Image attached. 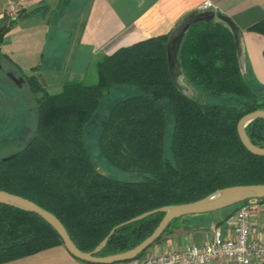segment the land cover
<instances>
[{
	"label": "trees",
	"instance_id": "1",
	"mask_svg": "<svg viewBox=\"0 0 264 264\" xmlns=\"http://www.w3.org/2000/svg\"><path fill=\"white\" fill-rule=\"evenodd\" d=\"M14 22L0 31V43ZM248 29L264 34V19ZM172 31L118 48L93 64L94 77L68 79L54 92L42 84L40 65L23 74L38 104L36 132L24 147L0 159V190L53 212L83 251H93L114 227L150 210L192 202L228 186L264 183V156L248 150L238 132L243 115L264 109V84L253 89L247 83L233 31L217 19L197 21L186 30L179 60L196 87L192 95L183 93L171 74ZM0 56L13 64L8 55ZM120 84L137 85L140 93L113 106L99 147L107 162L137 174L132 180L102 172L85 136L102 97ZM209 95L225 101L210 103ZM169 106L174 128L167 146ZM246 131L264 147L263 118L249 123ZM239 204L226 207L231 208L226 219ZM163 216L156 212L119 226L97 255L135 247ZM59 243L64 244L61 236L41 215L0 203V263Z\"/></svg>",
	"mask_w": 264,
	"mask_h": 264
},
{
	"label": "crops",
	"instance_id": "2",
	"mask_svg": "<svg viewBox=\"0 0 264 264\" xmlns=\"http://www.w3.org/2000/svg\"><path fill=\"white\" fill-rule=\"evenodd\" d=\"M205 1L27 0L25 6H30L27 10L39 5H45V8L37 13L25 12L15 19L0 43V55H8L13 64L8 60L6 64L22 75L31 74L32 67L40 65L49 85L61 87L68 79L93 76V64L118 48L170 32L187 14L200 9ZM211 1L215 4L213 10L229 16L239 28L241 69L249 86L259 88L264 84V34L248 28L264 19V0ZM1 4H4L3 0H0ZM1 62L4 65L3 60ZM175 77L185 92H196L181 66L176 65ZM230 211L231 208H223L186 214L174 221L145 253L206 243L215 229L230 236L236 224L234 213L225 218ZM252 237H263L258 221L253 224ZM0 264L95 263L75 257L59 243Z\"/></svg>",
	"mask_w": 264,
	"mask_h": 264
},
{
	"label": "water",
	"instance_id": "3",
	"mask_svg": "<svg viewBox=\"0 0 264 264\" xmlns=\"http://www.w3.org/2000/svg\"><path fill=\"white\" fill-rule=\"evenodd\" d=\"M213 19H217L218 21L225 23L233 31L240 57V51H241L240 30L229 16H227L226 14L220 11H215L213 9H197L187 14L173 29L168 41V57H169V67L171 70V74L179 89L187 95H192L194 94V92H185L180 87V85L178 84V80L175 77L176 65L181 66V62L179 60V49L182 39L188 27H190L193 23L201 20H213ZM5 27H6V23L0 26V31L3 30ZM2 66L3 64L0 59V68ZM9 75L14 80H17L14 71L9 72ZM38 76L42 84L46 86L47 80L44 73L38 72ZM19 80L25 82L26 81L25 76L20 75ZM257 118L264 119V109L253 110L243 115L238 122V132L242 143L246 146L248 150H250L252 153L256 155L264 156V147L255 145L250 140L248 133L246 131L247 125ZM255 197H264V183L240 184V185L228 186L223 189H218L212 192L211 194L192 202L156 208L146 213H143L135 218H132L124 223H121L120 225H117L111 230L109 235L105 237V239L101 242V244L98 247H96L93 251H83L74 242L63 222L53 212L42 207L41 205H39L38 203H36L35 201L29 198H26L24 196L6 190H0V203L18 206L41 215L47 222H49L57 230V232L59 233V235L63 240L65 247L68 249V251L71 254H73L75 257L81 260L95 264H111L114 262L130 260L135 257H138L143 251L148 249L154 242L157 241V239H159L164 234L168 226L176 218H179L181 216L190 213L223 209L232 204L240 203L242 201ZM161 211L164 212V216L162 217L157 227L153 230V232L149 236H147L138 245L121 253L111 254L107 256L97 255L100 249L107 243L109 237L115 232V230L119 226Z\"/></svg>",
	"mask_w": 264,
	"mask_h": 264
},
{
	"label": "rangeland",
	"instance_id": "4",
	"mask_svg": "<svg viewBox=\"0 0 264 264\" xmlns=\"http://www.w3.org/2000/svg\"><path fill=\"white\" fill-rule=\"evenodd\" d=\"M30 7V6H28ZM25 6L24 11L28 8ZM6 13L5 4L0 6V14ZM21 16V15H20ZM0 16V26L10 21L4 22ZM4 65L0 68V159L6 158L14 154L15 151L21 149L30 140L36 132L38 118V104L34 96L31 94L29 87L22 82L21 89L15 85L13 79L4 72V68L14 71L15 75H22L21 72L12 70L8 66L7 61L1 57ZM6 64V65H5ZM89 80V79H88ZM48 81V80H47ZM46 87L52 92L57 91L60 87L51 86L47 82ZM140 93V88L133 84H120L113 86L101 99V102L89 119L85 128V136L90 154L97 167L105 174L120 180H132L138 176L134 172L120 169L105 160L99 147V138L106 122V119L113 106L123 98ZM190 94V93H189ZM210 103H223V96L207 97ZM174 128V113L172 107L168 109V140L167 146L170 144L171 134ZM234 206L233 209L237 208Z\"/></svg>",
	"mask_w": 264,
	"mask_h": 264
},
{
	"label": "built area",
	"instance_id": "5",
	"mask_svg": "<svg viewBox=\"0 0 264 264\" xmlns=\"http://www.w3.org/2000/svg\"><path fill=\"white\" fill-rule=\"evenodd\" d=\"M6 13L2 19L10 21L19 17L27 0H3ZM215 4L206 0L200 9H213ZM236 224L233 234L224 235L215 229L206 243L190 244L179 250L144 253L130 260L111 264H264V197L250 198L240 202L234 212ZM260 222L262 238L252 237V227Z\"/></svg>",
	"mask_w": 264,
	"mask_h": 264
},
{
	"label": "flooded vegetation",
	"instance_id": "6",
	"mask_svg": "<svg viewBox=\"0 0 264 264\" xmlns=\"http://www.w3.org/2000/svg\"><path fill=\"white\" fill-rule=\"evenodd\" d=\"M3 64V63H2ZM3 68V67H2ZM4 71H5V73L6 74H8L9 75V72H11V71H9V69H6V67L4 68ZM10 76V75H9ZM11 77V76H10ZM17 80H14L12 77V79H13V81H14V83L17 85V86H19V87H21L22 86V81H20L19 80V77H20V75L19 74H17Z\"/></svg>",
	"mask_w": 264,
	"mask_h": 264
}]
</instances>
